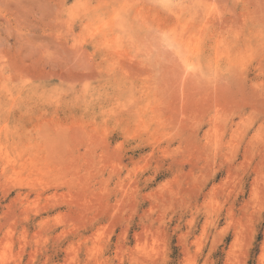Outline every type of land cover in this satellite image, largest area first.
I'll return each instance as SVG.
<instances>
[{"label": "rangeland", "instance_id": "obj_1", "mask_svg": "<svg viewBox=\"0 0 264 264\" xmlns=\"http://www.w3.org/2000/svg\"><path fill=\"white\" fill-rule=\"evenodd\" d=\"M0 264H264V0H0Z\"/></svg>", "mask_w": 264, "mask_h": 264}]
</instances>
